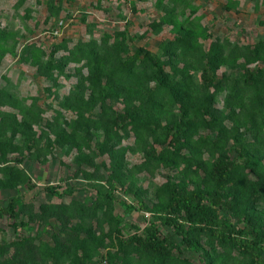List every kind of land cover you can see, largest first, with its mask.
Wrapping results in <instances>:
<instances>
[{"label":"rangeland","instance_id":"374dc122","mask_svg":"<svg viewBox=\"0 0 264 264\" xmlns=\"http://www.w3.org/2000/svg\"><path fill=\"white\" fill-rule=\"evenodd\" d=\"M260 40L264 0H0V202L21 198L19 228L0 219V264H122L121 243L149 227L176 239L175 264H249L209 234L184 240L183 216L163 218L165 186L210 189L222 154L264 172V87L237 83L256 64L235 52ZM141 48L163 59L174 89H159L149 66L129 76ZM209 52L220 80L204 112L212 126L193 128L186 159L172 156L162 129L200 121ZM126 110L139 120L119 128ZM248 205L264 232V201Z\"/></svg>","mask_w":264,"mask_h":264},{"label":"trees","instance_id":"16d2710c","mask_svg":"<svg viewBox=\"0 0 264 264\" xmlns=\"http://www.w3.org/2000/svg\"><path fill=\"white\" fill-rule=\"evenodd\" d=\"M235 52L245 58L247 64H256L254 68H247L237 83L243 85L246 91L257 90L258 86L264 87V41L244 45ZM140 55L143 61L138 64L135 58ZM136 57H133L134 61L128 62L129 76H134L137 70H145L149 66L152 80L159 81V89L167 87L174 89L175 85L169 81L170 76L165 70L162 58L146 48H141ZM212 57L213 53L209 52L208 68H205L202 76V88L206 98L194 113V117L200 118V121L184 115L167 123L162 129V134L171 138L170 142L175 147L170 152L172 156L186 159L187 155L183 151L184 140L191 139L193 128L206 129L212 126L204 113H210L208 104L216 96L220 83L212 65L214 62ZM256 114L263 119L264 109H259ZM138 120L139 118L126 110L116 112L114 122L119 128H126L129 125H137ZM148 154L151 159L157 156L156 151H149ZM248 168L258 176L257 180L250 178ZM207 181L212 184L210 189L189 190L179 182L168 183L165 186L168 202L164 206L168 216L163 218V222L177 224L179 218L183 216L185 222L190 224L188 229L183 227L182 231L187 242H192L196 246L191 236L206 233L221 244L235 249L249 260V264H264L263 228L258 217L249 212L248 205L253 199L264 201V172L255 167L250 160L242 165L230 155L222 154L214 160ZM246 189L248 198L242 199L241 194ZM45 190L50 194H61L54 186H46ZM19 200L20 197H13L6 205L0 202V219L7 217L16 230L19 228L17 221ZM87 242V239L81 238L78 249L85 250ZM121 245L124 253L118 256V259L122 264H175L178 260L174 254V248L178 245L176 239L172 236H161L157 229L151 227L147 229L145 236L134 235ZM133 254H138L137 260L133 258ZM75 264H88V262L80 259Z\"/></svg>","mask_w":264,"mask_h":264}]
</instances>
